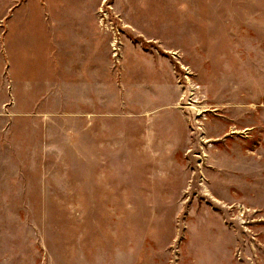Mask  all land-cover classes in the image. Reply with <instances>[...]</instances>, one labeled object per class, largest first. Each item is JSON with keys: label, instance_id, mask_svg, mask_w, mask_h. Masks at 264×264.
<instances>
[{"label": "rangeland", "instance_id": "374dc122", "mask_svg": "<svg viewBox=\"0 0 264 264\" xmlns=\"http://www.w3.org/2000/svg\"><path fill=\"white\" fill-rule=\"evenodd\" d=\"M36 4L0 0L2 25ZM95 19L103 108L0 114V264H264V0H99ZM143 59L175 75L176 116L139 108Z\"/></svg>", "mask_w": 264, "mask_h": 264}, {"label": "crops", "instance_id": "0c3cea01", "mask_svg": "<svg viewBox=\"0 0 264 264\" xmlns=\"http://www.w3.org/2000/svg\"><path fill=\"white\" fill-rule=\"evenodd\" d=\"M35 1L32 10L13 7L1 14L7 20H0V114L7 108L22 117L39 108H103L106 52L95 19L99 0ZM146 60L134 63L144 66ZM159 61L146 64L143 73L132 64L139 82L133 87L143 98L139 108H168L176 116L169 110L182 108L176 104L175 75Z\"/></svg>", "mask_w": 264, "mask_h": 264}]
</instances>
